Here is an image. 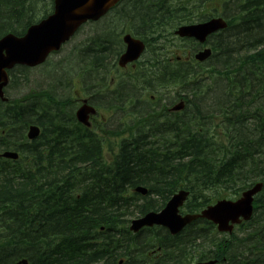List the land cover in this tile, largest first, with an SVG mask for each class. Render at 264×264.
I'll list each match as a JSON object with an SVG mask.
<instances>
[{
	"label": "trees",
	"instance_id": "obj_1",
	"mask_svg": "<svg viewBox=\"0 0 264 264\" xmlns=\"http://www.w3.org/2000/svg\"><path fill=\"white\" fill-rule=\"evenodd\" d=\"M211 1L186 0L185 5L173 8L171 0H124L112 16L121 21L112 27L111 18L106 16L110 20L104 28L97 25L100 21L92 24L90 37L80 47L70 48L67 58L62 59L63 66L78 54V67H86H80L76 76H82L84 82L91 80L86 78V68L98 79L112 64L110 47L120 45L118 32L125 22L134 25L135 34L156 36L152 39L156 41L167 25L183 24L186 20L180 19L182 15L193 16L200 6L204 12ZM40 2L0 0V35L8 30L21 34L40 11ZM222 14L228 27L210 37L214 53L207 69L186 63L174 65V71L163 70L162 79L171 83L169 72L171 79L192 95L188 103L193 110L187 108L181 118L168 117L163 123L141 117L128 126L138 131L121 139L112 159L105 156L102 140L95 133L79 125L71 113L60 110L72 112L71 106L54 103L49 84H57L63 76L53 82L49 77L48 89L0 101V149L11 147L8 151L21 154L13 164L0 160V264H17L21 258L27 264H118L120 259H124L123 264H150L137 261L138 242L127 229L132 217L159 208L181 186L191 191L187 209L198 211L221 192L239 195L256 180L264 181V0H230ZM26 71H17L20 77L11 80H15V87L29 86ZM63 74V79L70 77V73ZM71 81L72 77L66 84ZM103 83L104 78L99 85ZM31 124L41 127V135L28 141L25 132ZM165 130L175 137V147L164 141L158 143L160 150L140 149L145 137L163 135ZM88 134L91 141L84 139ZM142 184L149 193L139 202L132 189ZM211 188L215 192L219 188L213 198L204 194ZM257 212L251 226L255 230L228 249L224 254L227 263L215 252L218 243L210 234L202 236L210 243L201 247L212 246L213 258L220 264H264V243L251 240V235L261 234L264 225V208ZM186 232L178 236L183 240H176L173 249L167 248V255L177 253L183 241L186 248L195 244L200 234L195 235L192 227ZM200 253L201 257L206 255ZM176 262L165 259L154 264Z\"/></svg>",
	"mask_w": 264,
	"mask_h": 264
},
{
	"label": "water",
	"instance_id": "obj_2",
	"mask_svg": "<svg viewBox=\"0 0 264 264\" xmlns=\"http://www.w3.org/2000/svg\"><path fill=\"white\" fill-rule=\"evenodd\" d=\"M119 0H54V13L43 19L36 25L28 28L22 37L12 33L0 39V98L6 100L3 94V87L8 83L7 69L15 64L37 65L44 61L47 54L52 50L59 49L61 43L66 41L74 31L87 20H97L103 16ZM222 18H213L205 23L197 25L182 26L177 30L181 36H193L203 42L207 35L219 28L226 27ZM127 48L119 59V64L135 60L143 50V44L133 39L130 35L124 36ZM211 54L210 49H205L196 55L199 60L207 59ZM180 105L174 109H179ZM88 108V109H87ZM89 107L83 106L77 112L79 121L88 124L87 112ZM39 134V129L31 125L27 137L33 139ZM1 156L6 158H17L15 152L5 151ZM137 191L146 193V189L137 187ZM260 190V185L242 194V197L235 202L220 200L214 206H209L202 212V216L218 224L220 231H231L232 224L240 223L239 217L248 219L252 212V195ZM187 192L175 194L167 203L166 207L159 213L149 212L141 218L131 221L130 230L138 231L144 225L165 224L174 233L185 223L197 217L186 215L183 218L177 215L178 207L183 203ZM229 222L232 224L229 225ZM26 261L22 259L18 264ZM203 264H212L203 263Z\"/></svg>",
	"mask_w": 264,
	"mask_h": 264
},
{
	"label": "rangeland",
	"instance_id": "obj_3",
	"mask_svg": "<svg viewBox=\"0 0 264 264\" xmlns=\"http://www.w3.org/2000/svg\"><path fill=\"white\" fill-rule=\"evenodd\" d=\"M171 2H173V4L172 5H174L173 6V8H176L177 6H181V5H185L186 3V0H171ZM230 2V0H227V1H224V0H213V1H211L210 2V4H206L207 6H205V9L207 10V9H209V8H212V7H215V10H211V12L212 13H214L215 11L216 12H218V11H222V8H225L226 9V6L228 5V3ZM49 4H50V1L49 0H41V2H40V4H38L41 8H40V11L38 12V13H36L35 15H34V18H33V21H35L36 19H38L43 13H46L45 11L46 10H48L49 9ZM194 4V3H193ZM43 8H45L46 10L45 11H43ZM199 8V9H198ZM50 10H51V6H50V9L48 10V12H50ZM198 10V11H197ZM205 11V10H204ZM198 12V13H197ZM203 13V9H202V7L200 8V7H197V8H195L194 9V13L195 14H193V17H191V16H189V15H187V16H185V17H183V15L181 16V18L180 19H185L186 20V22L187 21H189L190 19H195L196 17H198V14L200 15V14H202ZM229 12L231 13V12H234V8H232V9H229ZM114 13H115V11H113V12H111V13H109V18H111V21L113 22V23H111L112 24V26L113 25H115V24H117V22L119 23L121 20H119V19H117V18H115V19H112V16H114ZM116 14V13H115ZM197 15V16H196ZM107 16V17H108ZM103 18V19H101L100 20V22H99V24H97V25H101L102 26V28H104L105 27V25H107V23H108V20H110L109 18ZM184 22V21H183ZM185 23V22H184ZM110 24V25H111ZM127 24V25H126ZM126 25V31L129 29V30H131L132 32L134 31V26L131 28V26H130V24H128L127 22H125V24H124V26ZM92 27H93V25L92 24H87V25H85V26H83L71 39H70V41L63 47V49H62V51L61 52H59L58 54H55V55H52L49 59H48V61L44 64V65H42V66H40V67H37V68H32V69H23V68H18V67H16V68H14L13 70H12V72L10 73V81H9V84L7 85V87L5 88V95L7 96V97H9V99H13V98H16V97H19V96H22V95H24V94H27L29 91H31V90H37V89H45V88H47L48 87V84H47V82H50V80H49V77H50V79L52 80L51 82H53V80L56 78V79H59L58 77H61V76H63V78H65L64 77V74L63 75H61V73H70V77H68L67 79H59L58 81H57V84L56 83H50L49 85H52L53 87H51L53 90H51V89H48L49 90V92L52 94V95H56L57 94V92H58V95L59 96H57L58 98L60 97V96H62V95H65V94H67V95H70V98L72 97V94H73V96L74 95H77V92L78 91H82V89H81V85L78 83V82H80V81H82V76H76V71L78 70V66L80 65V61H81V57H80V55H78L77 54V56H74V55H72L73 57L72 58H70L71 60H70V63H68V65H66V66H63L64 65V62L65 61H63L62 59H66L67 57L66 56H68L67 55V52L68 51H70V48H72V49H74V47L76 46H79L80 44L79 43H82L85 39L87 40V38L88 37H90V35L92 34V33H90L91 32V30H92ZM110 27V26H109ZM175 27H173L172 28V26H170V25H167V27H166V34L165 35H168V34H170V33H172V30L174 29ZM169 37L170 36H172L171 34L170 35H168ZM168 36H166L167 38H169ZM148 39H149V46H148V51H147V57H150L151 55H152V50H154L155 51V53H156V56H157V59H163L162 61H163V63L166 65L167 64V62H168V56H169V52L166 50V49H164L163 47H162V45L159 43V41L158 42H153V41H151L150 40V38L149 37H147ZM164 38V37H163ZM170 38H173V36L172 37H170ZM155 43V44H154ZM157 43H159L158 45H157ZM212 42H209V44H211ZM176 44L178 45V46H185L186 44H183V42H177L176 41ZM188 45V44H187ZM156 46H158L159 48H161L160 50L158 49V51H157V49H156ZM122 49V42H121V44H120V46L119 47H117V49ZM169 48H171V47H169ZM71 49V50H72ZM114 49H116V48H114ZM118 49V50H119ZM163 49V50H162ZM245 48H243V50L242 51H245L244 50ZM151 53V54H150ZM154 53V54H155ZM158 54V55H157ZM160 55H162L161 57H160ZM144 57L143 58V61L144 60H146V58L147 57ZM115 57V54L113 55V57L112 58H114ZM181 57V56H180ZM69 59V58H68ZM60 60H62V62H63V64L62 65H57V66H55L54 67V65L55 64H57V62H59ZM164 60H165V62H164ZM167 60V61H166ZM76 62H78V64L76 63ZM207 65H208V63H207ZM212 65V64H211ZM61 66V67H60ZM55 68H56V70H55ZM24 70H27L26 72H27V74L29 73V75H28V78L30 79V84H29V86H27L26 88H24V87H15V85H14V83H15V80L12 82L11 80L12 79H17L18 77H20V75H21V73H19L20 71H24ZM17 71H19V72H17ZM49 71V72H48ZM52 71V72H51ZM112 73V74H111ZM51 74L53 75V77H51ZM115 75V72H114V70H111L110 72H109V79L112 77V76H114ZM12 76V77H11ZM43 77L45 78V81H44V83L45 84H43L42 83V81H43ZM73 78V81H71V83H69V84H66V83H68V80L70 79V78ZM41 80V81H40ZM64 80H65V83H64ZM75 82H77L76 84H75ZM207 83L209 84L210 83V81L209 80H207ZM54 85H56V86H54ZM130 85V84H129ZM63 87H65L64 89H63ZM158 89H160V88H158V87H156L155 89H152V90H149V92L148 93H151V94H154V95H156V96H162L166 91H168L166 88H161L159 91H158ZM107 89L105 88V89H103V90H101L102 92H105ZM156 90V91H155ZM176 90V89H175ZM209 91H211L212 89L210 88V89H208ZM207 90V91H208ZM63 91V92H62ZM155 91V92H154ZM205 92V96L207 95V93L209 92ZM88 92V91H87ZM159 92H160V94H159ZM62 94V95H61ZM106 94V93H105ZM105 94H103V96L105 95ZM145 95V94H144ZM146 96V95H145ZM145 96H143L144 98H145ZM205 96H204V94H203V99L205 98ZM75 97V96H74ZM188 97V96H187ZM51 98V97H50ZM57 98V99H58ZM76 98V97H75ZM165 99H163L161 102H162V104H166V103H168V99H166V97H164ZM188 98H191V96H189ZM196 100H197V98H196ZM188 109L189 110H193V108H192V105L191 104H189V106H188ZM105 113V112H104ZM107 116H108V119H107V125L109 126V127H113V126H116V127H122L123 126V123L124 122H126V121H128L127 120V118L126 117H124V116H122L120 113L119 114H109L108 112H106L105 113ZM122 124V125H121ZM122 137V133L120 132V133H116V137H115V139H114V144H116L117 143V141L120 139ZM118 139V140H117ZM104 143V142H103ZM113 144V145H114ZM104 145V144H103ZM227 198H229V197H227ZM234 248V247H233ZM230 249H232V247L230 248ZM230 252V251H229ZM231 253V252H230Z\"/></svg>",
	"mask_w": 264,
	"mask_h": 264
},
{
	"label": "flooded vegetation",
	"instance_id": "obj_4",
	"mask_svg": "<svg viewBox=\"0 0 264 264\" xmlns=\"http://www.w3.org/2000/svg\"><path fill=\"white\" fill-rule=\"evenodd\" d=\"M200 49V46H196V45H193V46H188L187 47V49L186 50H184L185 52H187L188 54H191V53H193V52H195V51H197V50H199ZM170 53H173L172 51L170 52ZM175 59V60H174ZM170 58L169 59V61H170V63H180V60L179 59H177V57H175V58ZM173 61V62H172ZM137 65V63H135V64H129V65H127L124 69H121V68H119V69H117L118 70V72L120 71V70H124V71H130L131 69H134L135 68V66ZM128 68V69H127ZM116 82V83H115ZM136 83V84H135ZM142 83V84H141ZM115 84H117V85H115ZM125 84H130V85H132V86H139V87H142L143 85L144 86H147L149 83L148 82H134V81H120V80H115V79H113V78H111V80H109L108 81V85H109V87H110V89H107L105 92H101V87H100V89H99V92L98 93H90V92H87V90H86V88H85V90H84V92H85V94L87 95L86 97H87V99H88V101H89V103L90 104H92L96 109H97V113H96V115L95 116H93V117H91V119L93 120V122H95V120H96V118H102V120H104V116H102V108H101V106L97 103V99H98V97H99V99H104L105 100V97H106V100H109V97L110 96H116L117 94H118V92H120V90H121V86H123V85ZM121 85V86H120ZM120 87V88H119ZM123 88V87H122ZM134 90H136L135 91V97H137V99L139 100V102L140 103H138L137 102V100L134 98H132V99H130L128 102H126L124 105H122V104H119V103H115L114 102V104H115V107L113 106V107H110V109L111 110H113L114 111V113L116 114L117 112H121L125 117H130V115L129 114H132L133 112V114H135L136 112H141V111H143L144 109H145V107H146V105L144 104V102H143V100L140 98V96L144 93H146L144 90H142V89H134ZM141 90V91H140ZM139 92V93H138ZM100 93V94H99ZM106 93V95H104L103 97H102V95L103 94H105ZM108 94V95H107ZM137 94H138V96H137ZM99 95V96H98ZM96 96V97H95ZM108 96V97H107ZM90 97V98H89ZM162 97H168V91H166L163 95H162ZM150 100H154V98H155V96L154 95H152V94H150ZM184 98V97H183ZM80 99H82V98H79L78 100H80ZM93 99V100H92ZM94 100H96V101H94ZM149 102H152V101H149ZM129 103V104H128ZM127 104V105H126ZM138 104H142L143 105V107L142 108H138ZM122 105V106H121ZM159 106L161 107V110H166V109H164V105L162 104V103H159ZM133 107V108H132ZM136 107V108H135ZM159 107V108H160ZM140 109V110H139ZM142 109V110H141ZM195 223L194 224H192V225H189L188 227H193L194 229H195V235L196 234H199V232L197 231V228L199 227H201V226H203V225H207V227L210 229V230H212V228H213V226L212 225H209V224H212V223H210L209 221H206L205 219H196L195 221H194ZM187 227V228H188ZM245 227V225L243 226V228ZM216 228V227H215ZM156 229H160V230H162V232H164L163 234H162V236L164 237V239L165 240H167L168 239V236L166 235V232H167V230L166 229H164L163 227H153V229L150 231V232H153V230H156ZM200 238V237H199ZM263 238H264V230L262 231V233H261V235L260 234H258V235H254L253 236V239H258V243H262V241H263ZM175 239H177V240H183V238L182 237H180V238H178V237H175L174 238V240ZM234 245V239H233V233L232 234H230V235H227V237L226 238H222L221 240H220V244L218 245V253H219V255L221 256V257H225V255H223V254H226L227 252H228V249H230L232 246ZM179 250H182L181 251V255L179 256V257H177V256H167V259H171V260H174V261H176L177 259V261H178V263H181V264H183L184 262H185V258H184V247L182 246V247H180L179 248ZM146 253L148 254V257H146L147 258V260H149L150 258L152 259L153 257H152V255H154L155 254V251L153 250V249H151L149 252L148 251H146ZM154 259L157 261L159 258L158 257H154ZM223 259H225V258H223ZM162 260H165V259H162ZM161 260V261H162Z\"/></svg>",
	"mask_w": 264,
	"mask_h": 264
},
{
	"label": "bare ground",
	"instance_id": "obj_5",
	"mask_svg": "<svg viewBox=\"0 0 264 264\" xmlns=\"http://www.w3.org/2000/svg\"><path fill=\"white\" fill-rule=\"evenodd\" d=\"M226 1V0H225ZM168 2H170V1H168ZM153 4V3H152ZM173 4V3H172ZM173 6V5H172ZM189 6V5H188ZM196 6V5H195ZM200 6V5H199ZM207 6V5H206ZM194 7V6H193ZM152 8V7H151ZM200 8H201V6H200ZM192 9V8H191ZM199 9V8H198ZM39 10V9H38ZM193 10V9H192ZM198 11V10H197ZM189 12V11H188ZM198 13V12H197ZM193 14H195V13H193ZM190 15H192V14H190ZM165 16V15H164ZM169 16V15H168ZM197 16V15H196ZM198 16H199V14H198ZM225 16V15H224ZM191 17H193V16H191ZM169 18V17H168ZM167 18V19H168ZM171 18V17H170ZM130 21V20H129ZM184 21V20H183ZM224 21L226 22V23H228L227 21H226V19L224 18ZM125 22V21H124ZM129 24V23H128ZM116 25V24H115ZM127 25V24H126ZM126 25L125 26H123V28L121 29V31H119L118 32V37H119V39H120V42H121V40L123 39V37L125 36V33H126ZM120 26V25H119ZM119 26H118V28H119ZM134 26V25H133ZM113 27V26H112ZM137 27V26H136ZM117 28V29H118ZM132 28V27H131ZM142 29H146L147 30V28H144V27H141ZM173 28V27H172ZM227 27H224V28H219V29H217L215 32L216 33H218L219 31H221V30H224V29H226ZM115 31V30H114ZM144 31V30H143ZM117 31H115V33H116ZM157 32V31H156ZM164 32V31H163ZM92 33V32H91ZM148 33H153V32H151V31H148ZM162 33V32H161ZM166 34V33H165ZM171 34V33H170ZM170 34H168V35H170ZM167 35V36H168ZM117 37V38H118ZM170 37H172V36H170ZM169 37V38H170ZM154 38H156V36H154ZM88 39V38H87ZM86 40V39H85ZM87 41V40H86ZM119 42V44H121ZM155 42H158V40H156ZM83 43V42H82ZM79 44H81V43H79ZM85 44H86V42H85ZM155 44V43H154ZM159 43H157V45H158ZM81 45H79V47H80ZM117 46L119 47L120 45H118L117 44ZM75 48V47H74ZM86 48H88V47H86ZM119 49V48H118ZM156 49H157V51H158V49L160 50L161 48H159L158 46H156ZM120 50V49H119ZM163 50V49H162ZM72 52V51H71ZM76 53V52H75ZM83 53V52H82ZM85 53L88 55V53H90L89 52V48L85 51ZM111 53V52H110ZM155 53V51L154 50H152V55L150 56V57H147L146 58V60H144V61H147L149 64H151L153 67H155V68H158V69H162V68H164V67H166V65L163 63V59L161 60V59H157V56H156V53ZM77 54V53H76ZM75 54V55H76ZM151 54V53H150ZM169 54V53H168ZM147 55V54H146ZM158 55V54H157ZM162 55H160V57H161ZM86 57V56H85ZM179 60L180 61H183L184 63H186L185 62V60L182 58V57H179ZM143 61V62H144ZM167 61V60H166ZM81 62V61H80ZM85 62H87L88 63V60L86 61L85 60ZM164 62H165V60H164ZM173 62V61H172ZM77 64H78V62H76ZM63 64V62L62 61H60L59 63H57L56 65H54V67L55 66H57V65H62ZM87 65H89V64H87ZM91 66V65H90ZM90 66L88 67L89 69H90ZM197 66V64H196V62H192V67H196ZM61 67V66H60ZM81 67V66H80ZM78 67V69L80 70L81 68L83 69V67H86V65L85 66H83V67ZM109 67V66H108ZM115 67V64L112 66V68H114ZM87 68V69H88ZM93 68V67H92ZM98 68V67H97ZM81 69V70H82ZM128 69V68H127ZM55 70H56V68H55ZM93 70H94V68H93ZM100 70V69H99ZM57 71V70H56ZM90 71L91 70H86V68H85V71H84V73H86V78H91V80H86L85 82H84V86H85V88H86V90L88 91V92H90V93H94L95 92V90L96 89H99L100 87L102 88L101 90H103V89H110V87H109V85H108V78H107V74L106 73H103V74H105L104 76H102L100 73V75L102 76V77H100V78H98V79H94L95 77H94V74L93 75H91V73H90ZM169 71V70H168ZM49 72V71H48ZM52 72V71H51ZM83 72V71H82ZM103 71H101V73H102ZM204 72V71H203ZM155 73V72H154ZM197 73V72H196ZM112 74V73H111ZM166 74H167V76H169V80L170 81H172L173 82V84L174 85H176V86H180V85H177L171 78H172V76L173 75H169V72H166ZM24 75V74H23ZM12 77V76H11ZM98 77V76H97ZM104 78V83H103V85H99L100 84V82H101V80ZM167 78V77H166ZM20 79V78H19ZM24 79V78H23ZM168 79V78H167ZM82 80H83V78H82ZM17 81V80H16ZM90 81H92V83L90 84V85H86L85 83H87V82H90ZM116 83V82H115ZM136 84V83H135ZM142 84V83H141ZM166 84H170V82L168 81V80H166L165 78L164 79H160V80H158V81H156V82H154V83H151V88L149 89V90H152V89H155L156 87H158V88H166L164 85H166ZM115 85H117V84H115ZM123 85V84H122ZM121 86V85H120ZM181 86H182V84H181ZM123 87V88H122ZM65 87H63V89H64ZM120 88V87H119ZM45 89H48V88H45ZM134 89H136L134 86H132V85H129V84H124L123 86H121V90H120V92H118V94L116 95V96H110L109 97V102L110 103H119V104H122V105H124L126 102H128L130 99H136L137 100V102L138 103H140L139 102V100L137 99V97H135V91L136 90H134ZM160 89H158V91L160 90ZM65 90V89H64ZM149 90H148V92H149ZM165 90V89H164ZM141 91V90H140ZM156 91V90H155ZM154 91V92H155ZM189 91V90H188ZM29 92H31V91H29ZM28 92V93H29ZM63 92V91H62ZM102 92V91H101ZM191 92V91H190ZM27 93V94H28ZM139 93V92H138ZM198 93V92H197ZM100 94V93H99ZM155 94V93H154ZM159 94H160V92H159ZM24 95H26V94H24ZM62 95V94H61ZM106 95V94H105ZM108 95V94H107ZM201 95V94H200ZM23 96V95H22ZM57 96H59L58 95V92H57V94L56 95H52V99H53V101H54V103L56 104V105H67V106H71V103H72V101H71V98H70V95H67V94H65V95H62V96H60L59 98L57 97ZM99 96V95H98ZM137 96H138V94H137ZM140 96V95H139ZM143 96H145L144 95V93L140 96V98L141 99H144V97ZM20 98H21V96H19ZM96 97V96H95ZM102 97H103V95H102ZM108 97V96H107ZM191 97H192V95H191ZM58 98V99H57ZM90 98V97H89ZM99 98V97H98ZM151 99V98H150ZM165 99V98H164ZM202 99V98H201ZM66 100H68L67 102H66ZM93 100V99H92ZM105 100H106V97H105ZM94 101H96V100H94ZM150 101H152V100H150ZM71 102V103H70ZM129 104V103H128ZM121 105V106H122ZM127 105V104H126ZM139 106H138V108H141L143 105L142 104H138ZM115 107V106H114ZM133 108V107H132ZM136 108V107H135ZM140 110V109H139ZM142 110V109H141ZM31 125H33V124H31ZM79 125H80V123H79ZM30 126V125H29ZM28 126V127H29ZM83 127H85V128H87L86 126H84V125H82ZM27 127V128H28ZM51 128V127H50ZM54 128V127H53ZM87 129H89V128H87ZM159 129V128H158ZM53 130V129H52ZM160 130V129H159ZM27 131V130H26ZM47 131H50V130H47ZM90 131H92V130H90ZM161 131V130H160ZM93 132V131H92ZM49 133V132H48ZM55 133H57V132H55ZM87 133V132H86ZM94 133V132H93ZM163 133V132H162ZM99 138V137H98ZM26 139H27V137H26ZM84 139H86V141L87 140H92V136L90 135V134H88V135H86L85 137H84ZM118 140V139H117ZM63 142V141H62ZM102 143H103V140H102ZM101 143V145H102V148H103V144ZM113 144H114V142H113ZM115 145V144H114ZM101 148V149H102ZM70 149V148H69ZM10 152H15V153H17L18 154V152L17 151H15V150H11ZM45 159V158H44ZM73 159V158H72ZM92 162V161H91ZM88 180V179H87ZM103 181V180H102ZM88 182V181H87ZM85 183V182H84ZM139 186H142V185H138V186H136V187H134L132 190H133V192H136V190H138L137 189V187H139ZM201 189V188H200ZM101 192V191H100ZM119 193V192H118ZM97 195V194H96ZM146 198V197H145ZM68 206V205H67ZM257 226V225H256ZM255 227H253V229H254ZM257 228H260V226H257ZM102 230V229H101ZM104 230V229H103ZM255 230V229H254ZM147 233V231H143L142 232V234L144 235V234H146ZM194 235V234H193ZM193 238V237H192ZM191 238V239H192ZM98 241V240H97ZM133 246V245H132ZM233 247V246H232ZM137 248V247H136ZM137 250V249H136ZM231 250V249H230ZM229 250V251H230ZM251 254V253H250ZM230 255V254H229ZM132 256H133V254H132ZM253 256V255H252ZM248 257V256H247ZM223 258H225V259H222L223 261H222V263H227V258L226 257H223ZM229 258V257H228ZM250 258H251V256H250ZM218 259V258H217ZM248 259H249V257H248ZM162 260V259H161ZM219 260V259H218ZM254 260V259H253ZM132 261H133V259H132ZM220 261V260H219ZM134 262H135V260H134ZM251 262V261H250ZM28 263V261H24L23 263H21V264H27ZM159 263V262H158Z\"/></svg>",
	"mask_w": 264,
	"mask_h": 264
}]
</instances>
